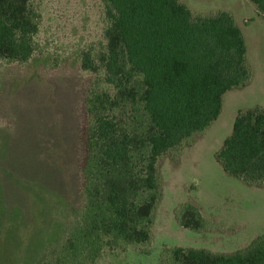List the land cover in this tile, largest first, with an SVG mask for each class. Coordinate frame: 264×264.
<instances>
[{
    "label": "trees",
    "instance_id": "1",
    "mask_svg": "<svg viewBox=\"0 0 264 264\" xmlns=\"http://www.w3.org/2000/svg\"><path fill=\"white\" fill-rule=\"evenodd\" d=\"M264 15V0H250ZM105 44L82 55L95 75L83 101L84 206L57 264H97L105 246H145L162 198L157 165L216 120L222 96L251 77L245 41L228 12L194 15L179 0H104ZM39 15L30 0H0V59L28 62ZM222 170L264 186V110L238 112L215 154ZM173 215L183 229L212 224L191 204ZM169 264H264V235L242 251L173 247Z\"/></svg>",
    "mask_w": 264,
    "mask_h": 264
},
{
    "label": "rangeland",
    "instance_id": "2",
    "mask_svg": "<svg viewBox=\"0 0 264 264\" xmlns=\"http://www.w3.org/2000/svg\"><path fill=\"white\" fill-rule=\"evenodd\" d=\"M30 1L39 15L33 57L26 63L0 59V264H57L80 220L83 101L95 78L81 59L101 50L108 25L104 0ZM179 1L194 15L228 12L243 33L251 77L223 95V120L230 122L238 110L263 111L264 15L250 0ZM229 134L226 128L209 135L179 161L184 145L163 156L152 241L107 245L97 264H169L165 251L176 246L235 253L264 235V186L226 174L214 158V139ZM187 203L213 221L210 230L199 235L179 226L173 211Z\"/></svg>",
    "mask_w": 264,
    "mask_h": 264
},
{
    "label": "crops",
    "instance_id": "3",
    "mask_svg": "<svg viewBox=\"0 0 264 264\" xmlns=\"http://www.w3.org/2000/svg\"><path fill=\"white\" fill-rule=\"evenodd\" d=\"M223 12H225V11H223ZM245 86H247V84L245 85ZM244 86V87H245ZM242 88V87H241ZM227 93V92H226ZM223 97V96H222ZM222 100V99H221ZM222 106H223V104H222ZM252 109H254V108H252ZM250 110V109H249ZM245 112V111H242V110H238L237 111V114H238V112ZM247 111V110H246ZM221 113H222V108H221V110H220V114H219V116H218V118L216 119V120H214L213 122H211L210 123V125H209V127L204 131V133L203 134H201V135H199V136H196V137H194L193 139H192V141H191V143L190 144H185L184 145V147H183V149H182V151L180 152V154H179V157H178V161L182 158V156H183V154H185L186 152H188V151H192V150H195L196 149V147L199 145V144H201V143H206L207 141H208V138H209V135H211V136H213V135H217L218 133H219V131H221V130H223V129H226V128H229V130H230V134H229V136L231 135V133H232V128H233V123H234V120H235V118H236V116H237V114L235 115V116H233L232 117V119H231V121L230 122H228V120H223V117H222V115H221ZM228 136V137H229ZM215 137H217V136H215ZM228 137H226V138H224V139H220L219 141H217L216 139H214V142L216 141V143L218 144V146L216 147V149L215 150H213L214 152H213V155H214V158H215V154L219 151V150H221V148H222V146H223V143H224V141H225V139H227ZM211 141H212V139H211ZM216 160V159H215ZM240 180V179H239ZM242 181V180H241ZM243 182V181H242ZM245 183V182H244ZM251 185V184H250ZM3 186L1 185V180H0V197H1V195L3 196V194H4V191H3V188H2ZM187 204H189V203H187ZM191 205H193V204H191ZM194 206V205H193ZM194 207H196V206H194ZM197 208V207H196ZM198 209V208H197ZM199 210V209H198ZM200 211V210H199ZM200 214L202 215V217H203V215L204 214H202L201 212H200ZM156 216V215H155ZM204 218V217H203ZM175 219V218H174ZM205 219V218H204ZM176 220V219H175ZM205 220H207L209 223H211V224H214L213 223V221H209L208 219H205ZM155 222V221H154ZM153 227H154V224H153V226H152V232H154L153 231ZM208 232H212V231H208ZM202 233H205V232H199V235L200 234H202ZM153 234L154 233H152V236H153ZM259 237V236H258ZM257 237H255L253 240H255ZM252 242V241H251ZM251 242H249L248 243V245H246V247H248L250 244H251ZM176 247H182V248H184V247H187V246H176ZM187 248H190V247H187ZM205 250H208V251H210V252H212V253H218V252H216L215 250L213 251V250H209V249H205ZM219 254H224V253H219ZM229 254H233V253H229Z\"/></svg>",
    "mask_w": 264,
    "mask_h": 264
}]
</instances>
